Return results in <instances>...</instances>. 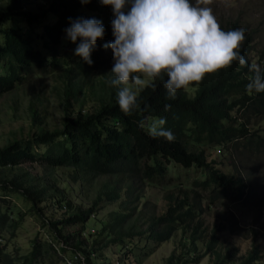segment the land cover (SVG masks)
I'll list each match as a JSON object with an SVG mask.
<instances>
[{
  "label": "trees",
  "instance_id": "1",
  "mask_svg": "<svg viewBox=\"0 0 264 264\" xmlns=\"http://www.w3.org/2000/svg\"><path fill=\"white\" fill-rule=\"evenodd\" d=\"M69 17L96 18L103 23L105 34L103 39L97 40L91 53L92 65L74 55L79 40L74 44L63 39L66 37L64 30L69 27ZM112 19L111 6H103L99 0H91L87 4H81L80 0H6L0 8V94L24 82L34 67L50 65L53 69H60L67 81L62 101L61 127H42L27 137L9 141L0 147V167L38 161L50 166L71 167L84 177L110 175L118 176L117 180H124L121 186L107 185L108 189L97 194L91 207L77 208L67 216L52 219L43 215L44 206L41 203L49 198L52 203H61L64 198H59L57 194H50L52 196L48 198L45 186L26 182L17 174L0 178V228L9 217L7 212L2 211V206L9 202L7 194L20 193L41 215L42 222L52 226L56 237L64 242L58 250L65 251L66 242L73 238L72 248L79 255L73 260L74 264H92L93 256L106 258L102 249L109 245H114L111 253L117 262L128 260L149 249V239L158 245L170 238L176 229L185 233L189 231L188 238L196 245L202 234L200 227L203 221L200 215L201 201L205 198L203 191L208 192L207 204L210 205L226 197L230 190L241 195L247 186L243 177L226 174L214 160L207 159L204 148L198 149L197 146L230 143L237 148L241 143L247 144L248 151H257L264 144V139L249 127L251 123L264 122V92L249 94L246 91V85L254 74L250 66L258 65L264 71V56L261 53V59L257 62L253 60L251 53L257 31L247 30L239 19H231L220 25L225 31L237 28L246 30V39L240 49L247 61L246 65L234 62L226 70L208 74L201 83L178 91L174 100L166 98L163 82L156 80L153 86L139 93L140 109L131 114L120 110L116 89L110 86L97 107L75 111L72 97L79 83L73 79L94 72H105L113 67L112 50L103 47L114 40ZM38 40L42 42L41 46L35 44ZM59 46L66 48L61 51ZM166 104L171 106L168 111H165ZM37 115V111L32 109V116L35 118ZM160 117L166 119L165 127L175 136L173 141L162 137L153 138L146 126L141 127V121ZM238 119L242 120L237 123ZM170 161L186 168H202L205 176L196 178L191 186H178V191L168 190L165 193L167 206L143 230H123V224L137 210L142 196L140 192L133 193L135 180L162 184ZM78 177L74 175V178ZM123 187L128 197L121 203L122 209L111 211V221L101 227V231L114 235L101 247L87 248L84 238L80 236L85 228L84 222L98 209L104 197L107 200L118 199ZM66 205L71 207V202L66 200ZM74 223H81L80 230L65 234L64 227ZM220 229H213L202 254L182 261L178 256L175 261L173 253L169 256V263L199 261L200 257L214 249L218 239L216 232ZM48 245L51 246V242ZM3 249L4 246L0 244V264H14L12 256ZM39 250L40 245L35 244L25 264L34 262ZM257 258V249H253L241 264H251Z\"/></svg>",
  "mask_w": 264,
  "mask_h": 264
},
{
  "label": "rangeland",
  "instance_id": "2",
  "mask_svg": "<svg viewBox=\"0 0 264 264\" xmlns=\"http://www.w3.org/2000/svg\"><path fill=\"white\" fill-rule=\"evenodd\" d=\"M194 2V0H193ZM6 0H0V8ZM214 15L220 24L228 20L239 19L246 25L247 30H256L257 38L253 41L251 57L254 61L264 56V0H214L211 5ZM66 40V37L63 38ZM35 44L41 46L38 40ZM66 47L59 46L63 51ZM94 72L81 78L73 79L79 85L72 97L73 109L92 110L100 103V98L106 95L111 78L109 73ZM80 77V76H79ZM65 76L60 69H53L50 65L44 68H32L24 82L13 90L0 94V147L9 141L29 136L42 127L54 129L61 127L63 116L62 101L66 87ZM32 109L37 111V117L32 116ZM242 120L238 119L237 123ZM250 130L264 139V122L249 125ZM243 140V139H242ZM245 142V141H242ZM264 143V142H263ZM204 148L208 160H214L229 176L243 177L247 186L243 192L233 190L221 199L208 205V192L203 191L202 210L200 218L203 224L200 227L201 238L193 245L188 238V232L176 229L170 238L156 245L151 239L147 241L152 248L141 251L138 256L117 262L111 253L114 245L102 249L106 258L92 257V264H170L169 256L175 254L191 259L206 250V242L213 229L217 231V242L213 250L199 258L197 262L188 264H241L253 249H257L258 258L251 264H264V144L257 151L247 150V144L197 146ZM19 175L26 182H35L45 186L49 196L57 194L64 198L61 203H52L51 199L41 203L44 206L43 215L52 219L67 216L77 208L86 209L93 205L97 194L112 185H123L124 180H117L118 176L99 175L95 177L80 176L71 167L50 166L38 161H25L14 167H0V178ZM79 176L77 179L74 175ZM202 168L184 167L170 161L167 165L163 183L154 181L135 180L136 188L133 193L140 192L137 210L123 224L122 229L143 230L150 220L160 214L167 206L165 193L177 190L178 186H191L193 181L204 178ZM117 180V181H116ZM108 185V187H107ZM178 191V190H177ZM125 188L120 189V197L115 200L102 199L98 209L84 222L81 235L87 248L101 247L114 234L101 231L102 225L111 221L110 212L122 209L121 203L127 199ZM7 205L2 211L8 213V219L0 228V244L4 252L12 256L14 264H25L26 257H30L35 244L40 245L37 258L31 264H65L66 259H75L79 256L73 250V238L66 242V250H58L63 241L56 237L54 228L42 222L41 215L31 206L22 194L10 192L6 196ZM71 202V207L66 205ZM65 203V204H64ZM65 206H63V205ZM81 223H74L64 227V233L74 234L80 230ZM51 242V246L48 245ZM65 245V244H64ZM29 263V264H30Z\"/></svg>",
  "mask_w": 264,
  "mask_h": 264
},
{
  "label": "clouds",
  "instance_id": "3",
  "mask_svg": "<svg viewBox=\"0 0 264 264\" xmlns=\"http://www.w3.org/2000/svg\"><path fill=\"white\" fill-rule=\"evenodd\" d=\"M80 2L87 4L91 0ZM99 3L112 8L114 40L103 47L112 50L114 64L106 83L116 89L117 104L125 114L140 109L139 93L156 80L163 82L166 98L174 100L178 91L201 83L208 74L226 70L234 62L247 64L240 52L246 30H223L211 7L214 0H99ZM68 19L66 39L74 44L80 41L74 55L92 65L91 53L105 34L102 21ZM250 70L254 74L246 91L264 92V71L255 64ZM170 107L166 104L165 111ZM165 124L163 117L141 121V127L146 126L151 137L173 141L175 136Z\"/></svg>",
  "mask_w": 264,
  "mask_h": 264
},
{
  "label": "built area",
  "instance_id": "4",
  "mask_svg": "<svg viewBox=\"0 0 264 264\" xmlns=\"http://www.w3.org/2000/svg\"><path fill=\"white\" fill-rule=\"evenodd\" d=\"M65 264H74L73 259H66Z\"/></svg>",
  "mask_w": 264,
  "mask_h": 264
}]
</instances>
